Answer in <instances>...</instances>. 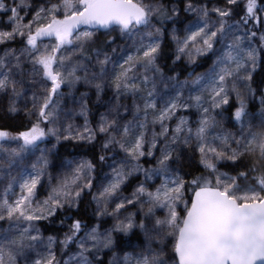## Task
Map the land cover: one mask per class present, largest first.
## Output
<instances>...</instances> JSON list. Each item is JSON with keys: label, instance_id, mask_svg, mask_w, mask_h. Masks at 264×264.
<instances>
[{"label": "snow or ice", "instance_id": "6c2138e0", "mask_svg": "<svg viewBox=\"0 0 264 264\" xmlns=\"http://www.w3.org/2000/svg\"><path fill=\"white\" fill-rule=\"evenodd\" d=\"M0 13L3 111L26 120L0 127V264H264V0H0ZM197 60L211 64L177 70ZM62 141L108 156L97 191L87 158L52 183ZM85 194L91 224L72 215Z\"/></svg>", "mask_w": 264, "mask_h": 264}, {"label": "trees", "instance_id": "16d2710c", "mask_svg": "<svg viewBox=\"0 0 264 264\" xmlns=\"http://www.w3.org/2000/svg\"><path fill=\"white\" fill-rule=\"evenodd\" d=\"M11 0H7V2L10 3ZM165 2H169V0H165ZM212 0H209V3L211 4ZM0 15H2V13H0ZM111 35H113L114 37L117 38V43L120 46L119 48H121L122 44H123V40L120 38V34L118 31H113L111 33ZM97 36L100 37L101 39L104 38V32H98ZM46 43H48V41H45ZM166 44H167V48L168 50H173L175 48V44L171 41L170 37L166 40ZM14 47H19L20 43L19 40H17V42L12 45ZM3 47V46H0ZM118 48V47H117ZM200 60H197L195 64L192 65H188L185 63L181 64L178 66L177 70L181 71L184 75H186L188 72H190L191 70H193V67L197 66V64L199 63ZM201 62V61H200ZM168 63L170 64L171 61H168ZM207 61L203 60L202 63V67L206 66ZM163 66V65H162ZM199 68V66H198ZM167 71V69H166ZM184 75L181 76V78H184ZM83 90V89H81ZM65 91H67V89H65ZM108 95H111V92L108 93ZM259 95V94H257ZM107 99V97H105ZM6 102H7V98L0 95V127H7L10 131H19L23 129V126L26 124V120L23 117V115H18L15 117L12 116H8L3 109L6 107ZM127 102V101H125ZM69 106L71 107L72 105L69 104ZM89 106L91 108V111L89 113V120L92 122L93 126L95 125V122L98 120L99 118V114L105 111V108L103 106H98V104L95 102V98L93 97L92 100H90L89 102ZM260 105L258 104V101L256 100H250L249 101V108L252 112L257 113L258 114V110H259ZM257 119H258V115H257ZM74 125L76 126H82L84 123V119L82 116L80 115H75L72 118L71 121ZM225 128L227 129H231L232 131H236V125H234L232 122L229 121H225L224 124ZM51 143H55L54 138H50V142H49V146ZM15 146V145H12ZM41 147H44V145H42ZM58 151V155L55 157L57 159V161L59 160L64 161L63 165H67L69 161H74V162H79L81 159L87 158V159H91L94 163H96L97 167L96 170L94 171L93 175L95 177V179L93 180V192L97 191L98 186L100 184L101 181H104V176L105 174H108L109 176H111V172L110 169L108 167V163H110L108 156L106 155V160L105 162H99L97 160V156L96 154L99 152V145H96L95 147L88 145L84 142H76V141H71V142H61V144L58 146L57 148ZM37 155H39V153H37ZM31 159H35V157H31ZM60 162L58 164L55 165V167H52L49 169V171L52 173V183L55 184L63 174L65 173H70L71 172V168L69 167H65L66 169L63 170L64 168L61 167ZM116 166V165H113ZM74 167V164H73ZM183 167L185 169V171H191L194 169H197V165L195 163H191L189 164L187 158L185 157L184 161H183ZM199 170H203L202 168H200ZM225 170H229V169H225ZM142 177L140 176L139 179H141ZM5 180V182H4ZM136 180L137 177L133 176L129 179V181L126 183V186H124L123 188V195L127 196L130 195L131 191L134 189L135 185H136ZM7 179H4L3 177H0V190H2L3 186H5L7 183ZM42 187H38V198H43L48 194L49 188H48V180L47 177H45L42 180ZM91 197L87 194H85L84 196V200L82 201L81 204V208L84 209L85 207H87L88 209V213L85 214L84 211L82 210L80 213H76L75 211H73L72 215L76 216L77 218L83 219L84 221L88 222L89 224L94 223L95 221L92 220L91 218V209L93 207H95V205L90 203ZM71 221L70 220H66L65 221V225L70 224ZM112 223V221L108 218H105V226H109ZM40 227L44 230L45 235L48 234H62L63 232L68 231V228L66 226H61L58 223H53V224H49L47 221L41 222L40 223ZM134 240L137 238L142 239V237L139 236V233H137L136 236L132 237ZM73 250L75 248V246H72ZM57 255L59 256V252L57 253Z\"/></svg>", "mask_w": 264, "mask_h": 264}, {"label": "rangeland", "instance_id": "374dc122", "mask_svg": "<svg viewBox=\"0 0 264 264\" xmlns=\"http://www.w3.org/2000/svg\"><path fill=\"white\" fill-rule=\"evenodd\" d=\"M11 2V1H10ZM180 35H183V33L182 32H180L179 33ZM124 41V40H123ZM46 43V42H45ZM121 47H127V45L125 44V41L123 42V44H122V46ZM121 54V48H117V52H116V54L115 55H120ZM201 61V62H200ZM199 61V63L197 64V66H195V67H193V70L196 72V73H203V72H205L207 69H208V67L210 66V64H211V61L210 60H208L207 61V64H206V66H204V67H202V63H203V60H200ZM198 66H199V68H198ZM193 70H191V71H193ZM190 71V72H191ZM181 79H183V78H181ZM259 104V103H258ZM195 109H190V110H188L187 112H184V113H182V114H184V115H188V116H190L191 117V119H192V121L194 122L195 120H196V115H195ZM193 127H195V124L193 123ZM56 157V156H55ZM55 157H53L52 159H53V163L56 165V164H58L60 161L58 160L57 161V159L55 158ZM34 160V159H33ZM64 163V161H61L60 162V164H63ZM65 167H66V165H65ZM65 167H62V168H64L63 170H65L66 168ZM52 168V167H51ZM16 173L15 172H13V175H15ZM109 176V175H108ZM110 177V176H109ZM142 177V176H141ZM141 179H143V177L141 178ZM4 182H5V180H4ZM6 183H8V180H7V182ZM17 191H19V189H17Z\"/></svg>", "mask_w": 264, "mask_h": 264}]
</instances>
